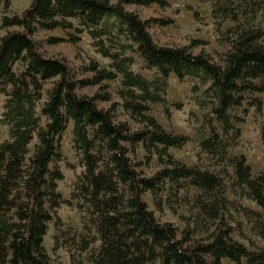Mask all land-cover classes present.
<instances>
[{
  "label": "trees",
  "instance_id": "trees-1",
  "mask_svg": "<svg viewBox=\"0 0 264 264\" xmlns=\"http://www.w3.org/2000/svg\"><path fill=\"white\" fill-rule=\"evenodd\" d=\"M204 1L211 4L229 48L219 63L192 48L158 45L150 26L168 27L173 21H144L127 10L167 9V0H31L21 16L2 18L0 30L8 32L0 38V124L7 129L0 144V264H51L44 246L49 225L54 222L59 234L64 224L56 212L70 205L58 192L64 180L60 143L70 125L83 168L72 193L82 231L70 240L90 264H264V249L252 252L232 237L235 216H240L264 241V173L254 176L245 156L231 154L241 138L245 104L260 116L264 111V102L251 98L264 95V29L258 22L264 0ZM11 4L0 0L5 13ZM227 22L232 27L223 32ZM56 30L74 31L78 37L72 44L88 35L97 54L111 62L110 71L92 64L87 71L93 77L79 80L65 61L46 58L36 35ZM139 62L154 72L152 79L134 70ZM172 77L195 81L191 100L200 115H191L189 122L206 167L175 159L170 150H182L191 139L169 134L149 116L152 105L162 106L169 119L170 107L182 110L167 99ZM115 81L121 103L113 102L105 85ZM89 87H99L94 97L78 95V89ZM99 102L111 107L100 109ZM119 109L141 128L133 131L128 122L118 121ZM261 138L264 142V124ZM141 147L145 162L137 161ZM153 158L161 169L144 176L139 170ZM229 192L237 201L228 198ZM147 194L159 210L164 204L188 209L192 219L181 239L173 224H161L150 211ZM243 200L260 211L245 207ZM196 230L206 237L195 239Z\"/></svg>",
  "mask_w": 264,
  "mask_h": 264
},
{
  "label": "rangeland",
  "instance_id": "rangeland-1",
  "mask_svg": "<svg viewBox=\"0 0 264 264\" xmlns=\"http://www.w3.org/2000/svg\"><path fill=\"white\" fill-rule=\"evenodd\" d=\"M116 3L118 0H110ZM170 7L162 9L158 6L151 8L141 7H127V10L138 14L142 20L147 21L151 19H158L164 21H173V24L168 27H161L159 25H151L149 32L154 38L155 42L160 46L169 47H188L192 48V52L196 55L205 53L210 56L216 63L220 62V55L225 54L229 48L223 42L222 35L218 32L216 22L212 17V6L207 1L200 0H167ZM31 0H12L10 10L5 13L0 7V23L4 16H21L22 13L30 6ZM193 9V10H190ZM197 11L201 17V21H196L194 12ZM261 27L264 29V15L260 16L259 21ZM232 24L227 22L223 26V32L231 28ZM15 31L14 29L9 32ZM8 31L0 30V38L5 36ZM78 37L74 31L56 30L54 32L40 31L36 35L39 43L40 52L51 59H60L65 61L73 70L75 76L79 80L90 79L93 74L87 69L92 64H98L100 69L109 70L111 62L102 58L97 54L92 45V40L86 34L79 36L80 42L72 44L71 39ZM52 39H63L64 42L53 44ZM194 42H204V46L193 47ZM20 68L16 67L19 72ZM134 70L146 77L152 79L154 72L145 71L142 69L139 62L134 67ZM195 81L187 80L179 82L175 77L170 79V88L167 99L170 105L181 104L182 110L177 111L170 107L171 118L169 119L164 112V108L160 105H152L149 116L154 117L158 123L169 133L173 135L186 136L191 139L185 148L182 150H170V154L179 162L190 166L208 165L205 156H198V149L194 142L195 133L193 125L189 121L193 118L191 115L199 116L200 113L197 107L191 100V88ZM109 86V93L113 97V102L121 103L118 96L120 89L119 81L106 82ZM99 91V87H89L85 89H78L77 93L81 97H94ZM252 99H261L264 102V95H253ZM4 96L0 95V118L2 114ZM100 109L107 110L111 107V103L99 102ZM118 121L128 122L133 131L139 130L141 126L130 119V117L119 109L116 113ZM241 116L244 123L240 125L241 138L238 143L231 150L234 156L243 155L247 158L248 164L252 168L254 176L264 173V142L261 138V130L264 124L263 115L257 114L256 110L250 108L248 103L245 104L241 111ZM72 126L70 125L63 135L60 143V151L63 155V161L59 163V167L64 175V180L58 184V192L62 195L64 201L70 205H63L57 212L64 227L58 234L55 230L54 222L49 225V233L45 239L44 246L50 256L51 264H90L88 256H80L70 239H76L82 231L81 214L76 206V201L72 198L73 186L76 179L82 174L83 168L79 163L74 150L71 135ZM7 139V129L0 124V144ZM33 149V146H32ZM147 154L141 147L137 152V161L145 162ZM161 169V165L156 158H153L150 164L142 167L139 171L147 177L153 176ZM185 195L182 194V197ZM228 198L231 201L237 199L228 193ZM150 211H152L161 224L171 223L179 232V239L182 238V232L187 226V221H191L189 211L185 207L174 205L172 208L168 204L162 206V210L157 208V205L150 194L144 197ZM245 207L255 211H260L259 208L247 201H240ZM194 229L195 226H192ZM235 232L232 235L233 239L250 251H256V248L264 249V241L255 236L252 231V226L248 224L244 218L235 216L233 223ZM242 228V232L239 229ZM58 236V244L56 248L55 237ZM195 239H202L206 236L199 230H196ZM99 247V244L95 246ZM224 264H233L230 261H224ZM246 264V262H244Z\"/></svg>",
  "mask_w": 264,
  "mask_h": 264
}]
</instances>
